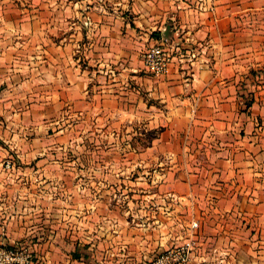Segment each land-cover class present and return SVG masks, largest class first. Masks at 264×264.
Here are the masks:
<instances>
[{
  "label": "crops",
  "instance_id": "0c3cea01",
  "mask_svg": "<svg viewBox=\"0 0 264 264\" xmlns=\"http://www.w3.org/2000/svg\"><path fill=\"white\" fill-rule=\"evenodd\" d=\"M163 39L200 55L153 75L141 53ZM7 106L14 114L0 120V139L14 151L0 143V182L8 172L18 188L14 200L0 194V239H36L32 264H145L178 242L174 223L185 218L199 223L190 264H264V0H0V112ZM134 117L160 131L146 151H123L125 161L156 162L166 177L156 204L172 216L140 228L105 221L97 198L92 215L76 216V233L35 231L49 222L35 217L54 172L6 169L3 159L28 164L43 139H107L116 149L118 127L132 128ZM104 156L76 169L91 170L96 188L100 170H116L117 158Z\"/></svg>",
  "mask_w": 264,
  "mask_h": 264
},
{
  "label": "rangeland",
  "instance_id": "374dc122",
  "mask_svg": "<svg viewBox=\"0 0 264 264\" xmlns=\"http://www.w3.org/2000/svg\"><path fill=\"white\" fill-rule=\"evenodd\" d=\"M183 42L185 43V41ZM14 100L15 98L10 95L4 97L5 103H13ZM11 107L12 106H7L5 111L0 112V120L5 126L7 125L5 123L11 121L13 118L14 112ZM146 122L144 118L142 120L140 117H134L132 128L129 129L124 126L118 127V132L116 133L119 134L120 139H116V141L121 143V145H116V149H112L113 147L109 146L110 143L107 139H105L106 142L100 146H98V140L100 139H47L46 141L43 139L40 140V142L38 140L37 143L36 150L40 153L37 156L38 158L31 160L28 164L21 160L19 161V157L13 154L4 158L2 166L6 169H11L15 164L16 166L34 167L36 169L49 168L54 172L52 178H48L47 183H50V186L46 189L47 191H43L45 195H41L37 199L40 207L36 209L37 216L35 217L38 219L37 222H39L40 218H45L46 215H48L49 222L38 223L35 231L41 232L49 228V230L53 229L54 231L62 229L66 232L76 233L78 226H80L76 222V216L92 215L94 211L92 201L97 198L101 200V204L100 207L95 210L100 217L107 216L104 219L105 221H108V216L110 215V217L115 216L117 219H121V221L129 220L134 227L140 228L139 226H142V224L145 223L144 221L147 219L151 221L153 216L161 215L162 218H164V216L170 215L171 208L162 210L156 204L158 200L162 199V197H160V185L166 181V177L156 175L155 171L158 169L156 162L149 161L148 164L142 163L140 158L134 157L138 160L130 164L128 161H125L123 154L125 151L129 152L132 150L134 155H137V153L140 154L146 151V147L151 146L160 129L144 127ZM58 126V124L56 127L51 126L49 131L54 134L55 128ZM126 130L128 131L126 132ZM79 131L74 129L72 131V136L76 137ZM89 132H92L90 128H88L85 134H89ZM125 134L127 138L131 137L132 139H123L122 136ZM58 136L59 135H53L54 138H58ZM91 137L92 134L89 138ZM0 143L5 149H8L10 153L14 151L13 148H11V142H4L3 139H0ZM126 145L128 147L125 149L123 146ZM99 155H105L104 157L112 155V157L117 158V160L114 162V167H116L115 171L108 173L107 169L100 170L98 177H100L102 183L96 188L93 184L91 170L89 174L78 175L76 169H88L98 164H105L106 161L100 159L98 157ZM62 169L70 170V172H65L61 175L63 172L60 173V170ZM6 174V176L1 177L0 194L3 200L9 198V200H12L14 190L16 191L18 188V185H16L18 182L14 184L12 174L8 172ZM45 178L44 176V179ZM78 182L87 184L85 190H78V187H76ZM41 184L43 185V182ZM176 213H182L184 216L188 214L184 211H177ZM170 216H172V214ZM149 221L147 220V222ZM65 222L66 224H64ZM127 224L129 225V223ZM24 226L27 228L33 225L26 224ZM174 226L177 228V230H174V234L169 232L167 235L171 233L175 235L177 232L179 236L177 239L178 242L169 243L167 245H178L186 239L192 238V218L190 219L189 225L188 218H185L182 219L180 225L175 222ZM91 227H93L92 224L90 225V228ZM170 227V225L168 228L163 226V229L166 230ZM102 230L104 231L106 229L102 228ZM139 231L142 233L141 229L138 230V232ZM135 232H137V230H135ZM157 232L158 231L154 230V233ZM147 237H149V240H152L153 233L152 235L148 233ZM28 238H30V236ZM28 238H20V240L10 239L8 241L0 239V242H5L9 245L14 244L16 246L24 244L33 249L36 239L34 240V238H32L34 240L32 241ZM34 256L35 255H33V260ZM148 262H150V260L146 263Z\"/></svg>",
  "mask_w": 264,
  "mask_h": 264
},
{
  "label": "built area",
  "instance_id": "2783aa9c",
  "mask_svg": "<svg viewBox=\"0 0 264 264\" xmlns=\"http://www.w3.org/2000/svg\"><path fill=\"white\" fill-rule=\"evenodd\" d=\"M204 1L198 0L199 6H203ZM199 55V51L194 47L185 46L181 39L174 41L163 39L144 49L141 58L149 72L154 75H163L169 71L176 59L182 61L186 57L196 58ZM198 227L199 223L193 222L192 238L160 251L153 260L145 264H190L197 243V233L194 230ZM33 255V250L27 245L16 246L0 242V264H32Z\"/></svg>",
  "mask_w": 264,
  "mask_h": 264
}]
</instances>
